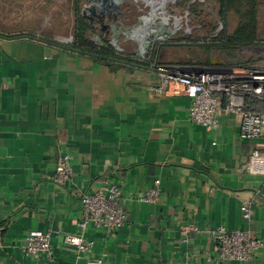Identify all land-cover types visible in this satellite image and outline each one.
Returning <instances> with one entry per match:
<instances>
[{
	"label": "crops",
	"instance_id": "0c3cea01",
	"mask_svg": "<svg viewBox=\"0 0 264 264\" xmlns=\"http://www.w3.org/2000/svg\"><path fill=\"white\" fill-rule=\"evenodd\" d=\"M54 2L0 0V264H244L219 261L212 232L249 229L264 240V175L247 170L264 134L241 139V117L225 107L216 131L197 125L187 96L153 90L149 67L109 66L58 45ZM63 154L73 184L54 180ZM156 179L160 200L139 201ZM105 182L122 186L125 226L89 227L90 253L59 235L53 261L22 253L29 231L77 233L81 194ZM184 225L198 231L183 236ZM255 260L264 264V249Z\"/></svg>",
	"mask_w": 264,
	"mask_h": 264
},
{
	"label": "built area",
	"instance_id": "2783aa9c",
	"mask_svg": "<svg viewBox=\"0 0 264 264\" xmlns=\"http://www.w3.org/2000/svg\"><path fill=\"white\" fill-rule=\"evenodd\" d=\"M190 15L189 11H185L184 16L179 17L188 22ZM180 28L175 27L171 34H175ZM187 31L191 32V29ZM160 33L159 39L155 35H151L149 38L154 36V41H167V34L163 31ZM149 49L150 43L148 42L147 49L141 53L144 60H147L145 55ZM117 50L121 51L120 48ZM149 68L159 80L158 84L153 87L155 92L167 94L171 91L176 95H185L191 100L188 114L193 123L216 131L220 127L217 115L225 107L228 112L241 117V139L255 140L263 136L264 109L259 111L248 110L246 98L252 97L254 100L264 102V70L161 63H152ZM247 170L251 174L264 175V152L255 150L252 153L247 163ZM54 180L60 185L73 184L71 155L63 154L59 158ZM122 194L121 184L112 182H105L94 192L81 194V214L75 223L78 232L63 234L53 229L29 231L24 237L22 253L35 260H40L46 256L50 261H53L55 251L52 246V239L55 235L61 236L64 245L74 249L77 253H90L94 242L86 237L89 227L114 231L125 226L127 216ZM161 194V181L156 179L152 186L143 191L138 200L146 203H157ZM251 210V203L244 201L241 212L248 223L252 220ZM197 231V227L193 225L181 227L183 236H188L191 232ZM212 235L216 242V253L219 261L259 264L255 260V254L264 249V240L254 236L251 230L229 231L226 227L220 226L212 232Z\"/></svg>",
	"mask_w": 264,
	"mask_h": 264
},
{
	"label": "rangeland",
	"instance_id": "374dc122",
	"mask_svg": "<svg viewBox=\"0 0 264 264\" xmlns=\"http://www.w3.org/2000/svg\"><path fill=\"white\" fill-rule=\"evenodd\" d=\"M138 1L143 3L134 0H55L56 37L62 43L71 44L76 36L77 19L84 18L92 27L88 35L96 44H100L102 39L107 40L116 50L121 49L118 52L138 60L149 62L158 48L170 43L176 46L161 50L164 61H182L193 66H221L218 63L223 62L222 66L226 67L264 70V0L257 8L259 44L215 50L209 55H204L193 45L210 42L223 30L221 7L216 0H195L193 3L192 0ZM49 8L53 11L51 2ZM167 11L177 16H184L185 11L191 14L189 21L178 26L181 28L175 34H171L176 27L173 19L164 18ZM236 20L237 17L231 14L228 33L234 31ZM155 28L167 34V41H154V36L149 38L154 35ZM148 42L150 49L145 55L147 60H144L141 53L147 49ZM206 59L210 60V65H203Z\"/></svg>",
	"mask_w": 264,
	"mask_h": 264
},
{
	"label": "trees",
	"instance_id": "16d2710c",
	"mask_svg": "<svg viewBox=\"0 0 264 264\" xmlns=\"http://www.w3.org/2000/svg\"><path fill=\"white\" fill-rule=\"evenodd\" d=\"M221 7V19L223 30L212 38L210 42L199 43L193 46L198 47L204 55H209L215 50H228L233 48L252 47L258 43V5L261 0H216ZM193 10L196 11L194 8ZM231 14L237 17L236 27L232 33H228V25L231 20ZM225 27V29H224ZM92 31L91 25L84 18L77 19V31L75 40L71 44L56 42L58 45L88 55L98 62L113 65H133L141 67H150L152 63L161 64H179L182 61L172 63L164 61L161 50L164 47L172 48L175 44H165L158 48L153 59L149 62L138 60L125 53L118 52L107 40L102 39L100 44H96L90 37ZM188 46V45H184ZM203 64V63H201ZM209 59H206L203 65H210ZM252 69V68H251ZM259 70V69H254ZM260 105L264 109V102L254 100L252 97L246 98L248 110H255L251 106Z\"/></svg>",
	"mask_w": 264,
	"mask_h": 264
},
{
	"label": "bare ground",
	"instance_id": "6f19581e",
	"mask_svg": "<svg viewBox=\"0 0 264 264\" xmlns=\"http://www.w3.org/2000/svg\"><path fill=\"white\" fill-rule=\"evenodd\" d=\"M195 1V0H194ZM164 18L165 19H167V18H169V19H173V22H174V26H176V27H178V26H180L181 24H183L184 23V21L185 20H183L181 17H179V16H176V15H172L170 12H165L164 14ZM186 19V18H185ZM162 20V19H161ZM188 20H189V18H188ZM95 22V21H94ZM134 30L136 29V26H134V28H133ZM132 29V30H133ZM161 31H157V29L155 28V30H154V35L157 37V39H159V37H160V33Z\"/></svg>",
	"mask_w": 264,
	"mask_h": 264
},
{
	"label": "water",
	"instance_id": "95a60500",
	"mask_svg": "<svg viewBox=\"0 0 264 264\" xmlns=\"http://www.w3.org/2000/svg\"><path fill=\"white\" fill-rule=\"evenodd\" d=\"M135 2H138V3H143L142 1H138V0H134ZM194 2V0H192V2L191 3H193ZM213 64H214V62H212ZM224 63L223 62H220V63H218V65H223Z\"/></svg>",
	"mask_w": 264,
	"mask_h": 264
}]
</instances>
